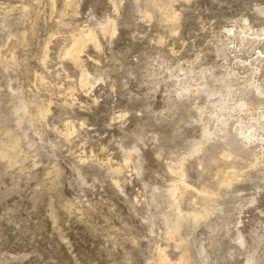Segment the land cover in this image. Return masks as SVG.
<instances>
[{
    "label": "rangeland",
    "instance_id": "374dc122",
    "mask_svg": "<svg viewBox=\"0 0 264 264\" xmlns=\"http://www.w3.org/2000/svg\"><path fill=\"white\" fill-rule=\"evenodd\" d=\"M0 264H264V0H0Z\"/></svg>",
    "mask_w": 264,
    "mask_h": 264
},
{
    "label": "bare ground",
    "instance_id": "6f19581e",
    "mask_svg": "<svg viewBox=\"0 0 264 264\" xmlns=\"http://www.w3.org/2000/svg\"><path fill=\"white\" fill-rule=\"evenodd\" d=\"M79 35V34H78ZM78 37V36H77ZM66 55H70V56H72V58H75V60H78V55H77V46H76V43L73 45V46H71L67 51H66ZM239 156V155H238ZM241 156V155H240ZM241 158V157H240ZM239 158V159H240ZM242 159V158H241ZM238 161V160H237ZM240 162V161H239ZM223 168V167H222ZM213 169H214V167H213ZM215 170V169H214ZM222 170V169H221ZM221 170H219V169H217L216 171H215V176L216 177H219V178H222V176H223V174L225 173L224 172V170L223 171H221ZM207 187L204 189L205 191H207Z\"/></svg>",
    "mask_w": 264,
    "mask_h": 264
}]
</instances>
